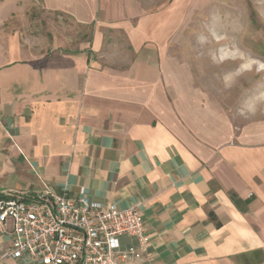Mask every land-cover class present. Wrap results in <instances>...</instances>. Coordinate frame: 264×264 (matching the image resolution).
Masks as SVG:
<instances>
[{
    "label": "crops",
    "instance_id": "1",
    "mask_svg": "<svg viewBox=\"0 0 264 264\" xmlns=\"http://www.w3.org/2000/svg\"><path fill=\"white\" fill-rule=\"evenodd\" d=\"M39 1L96 29L78 48L0 33V195L137 206L139 264H264V115L236 113L174 49L189 0ZM21 2L0 0V27ZM12 229L0 264H33L7 255Z\"/></svg>",
    "mask_w": 264,
    "mask_h": 264
},
{
    "label": "rangeland",
    "instance_id": "2",
    "mask_svg": "<svg viewBox=\"0 0 264 264\" xmlns=\"http://www.w3.org/2000/svg\"><path fill=\"white\" fill-rule=\"evenodd\" d=\"M25 7L26 9H22ZM174 49L189 62L197 82L248 118L264 115V0H189L179 12ZM0 33H18L35 46L57 42L80 47L94 26L48 12L39 0L8 11ZM182 58V59H183ZM183 59V60H184Z\"/></svg>",
    "mask_w": 264,
    "mask_h": 264
},
{
    "label": "built area",
    "instance_id": "3",
    "mask_svg": "<svg viewBox=\"0 0 264 264\" xmlns=\"http://www.w3.org/2000/svg\"><path fill=\"white\" fill-rule=\"evenodd\" d=\"M9 222L7 255L33 264H139L151 246L137 206H106L48 187L0 195V224ZM123 237L134 243L125 246Z\"/></svg>",
    "mask_w": 264,
    "mask_h": 264
}]
</instances>
